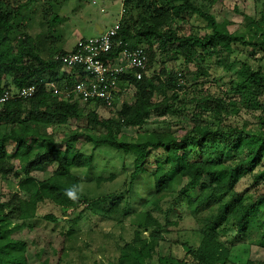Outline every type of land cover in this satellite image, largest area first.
Returning <instances> with one entry per match:
<instances>
[{"label":"trees","instance_id":"obj_1","mask_svg":"<svg viewBox=\"0 0 264 264\" xmlns=\"http://www.w3.org/2000/svg\"><path fill=\"white\" fill-rule=\"evenodd\" d=\"M36 1H41L39 25L43 30L34 38L26 32L29 19L23 12ZM122 1L119 38L129 48L145 49L147 73L154 67L153 43H158L175 61L180 58L189 63L204 60V52L208 50L220 64L224 55L232 54L239 47L252 49L260 54V61L264 60V11L259 21L252 23L255 37L246 38L225 30L222 22L218 23L192 0H149L147 5L144 0ZM205 1L212 6L223 0ZM58 10L57 0L12 3L0 0V96L5 91L28 88L41 79L54 82L59 89H71L76 84L77 80L66 71L59 73L62 66L54 60L55 56L66 52L57 29L62 23ZM195 17L206 23L204 33L182 32L181 23L190 25ZM118 51L114 50L113 56ZM230 69L228 66L227 70ZM181 82H185L182 76L165 68L156 76L146 75L141 80L122 77L120 88H134L135 100L130 105L122 104L111 120L90 109L92 105L102 109L100 104L54 97L52 90L44 85L27 100L12 99L0 105V179L12 176L17 180L0 202V264L61 263L67 240L74 230L63 232L38 227L35 224L38 220L51 224L59 221L53 214L40 217L38 209L45 203L61 211L79 207L83 203L81 179L74 171L91 168L94 158L80 152L73 154L67 147L77 141L78 133L64 136L62 147L47 130L80 119L86 121L87 129L105 130L103 135L89 137L93 146L134 153L130 187L146 173L144 164L150 150L162 149L166 156L165 162L157 163L151 174L154 194L147 201L142 231H137L131 243L121 248L116 264H154L159 260L162 235L171 233L175 224L170 219L179 217L184 207L199 226L201 242L196 249L188 250L189 261L178 264H230V250L219 241V229L225 224L232 225L244 237L252 222L262 219L259 226L263 229L264 246V192L251 203L240 198L233 204H220L235 193L241 178L258 167L262 171L256 180L264 182V131L251 132L222 125L223 117L236 114L239 108L258 112L261 119L264 117V69L261 66L253 68L239 62L229 77V90L218 97L208 94L193 99L194 115L214 116V128L182 127L175 133H150L133 143L119 140L123 128H140L151 116L162 118L182 113L178 96ZM212 140L223 142L235 156L242 157L241 160L228 165L222 157L209 156L205 146ZM46 167L52 168L48 177L35 174ZM21 172L23 176L19 175ZM111 179L112 176L97 181L107 183ZM182 181L186 182L184 186L179 185ZM167 196L169 198L165 199ZM163 202H167L166 208H162ZM214 205H217L215 214ZM118 206V199L117 202L111 199L107 212H115ZM157 212L163 214L164 223L155 217ZM201 213L207 214L201 217ZM77 219L72 223L77 224ZM143 233H148V237L142 238Z\"/></svg>","mask_w":264,"mask_h":264},{"label":"rangeland","instance_id":"obj_2","mask_svg":"<svg viewBox=\"0 0 264 264\" xmlns=\"http://www.w3.org/2000/svg\"><path fill=\"white\" fill-rule=\"evenodd\" d=\"M12 3L19 0H5ZM24 2V0H20ZM205 13H209L218 23L225 25V30L230 33L243 35L246 38L255 37L252 23L259 21L262 11H264V0L255 2L254 0H223L209 5L205 0H192ZM59 3L58 14L62 23L57 27L62 35L63 48L69 51L79 39L95 36V27L103 30L112 27L122 16V0H57ZM145 5L149 0H144ZM41 1H36L29 5V9L23 14L29 19V27L26 32L37 37L43 30L40 23ZM123 14V18H124ZM192 24L181 23L182 32L185 34H203L206 23L195 17ZM153 50L156 57L153 69L148 76H156L163 68L174 72L177 76H182L184 83H180L178 90L182 113L175 116H165L157 118L151 116L150 121L140 128L121 130L123 143H133L140 141L150 133L176 132L179 128L191 129L193 126L214 128V116L208 113L197 117L194 112L193 99L211 94L221 96L222 92L230 89L229 77L238 67L239 62H244L253 68L261 66L264 69V60L260 54H256L250 48H235L232 54L224 55L222 63L218 64L215 59L205 51L204 60H194L193 63L185 60H173L171 54L163 52L158 43H153ZM231 66L230 71L227 70ZM68 70L60 68L62 74ZM162 80H165L162 78ZM7 82L10 79L7 78ZM167 94V93H166ZM135 100V89H122L111 110L105 108L97 109L95 105L90 106L91 110H96L104 119H114L115 112L122 104H133ZM260 118V119H259ZM264 119V117H262ZM258 112L254 113L247 109L239 108L237 113L225 115L222 125L236 129L249 131H264V121ZM55 136L58 145L64 136L78 133L77 141L68 145L71 153L80 152L85 155H92L94 163L86 170L74 171L81 179L80 191L83 203L73 209L64 210L54 205L45 203L38 209L40 217L46 214H53L59 218L58 224H51L38 220L35 224L47 230L67 232L73 229V234L68 238L66 250L60 264H116L120 255V250L130 244L137 231H142L145 220V211L148 207L147 201L154 194V183L151 177L157 163L166 160L162 149L150 150L144 167L146 173L141 175L129 186L130 174L133 171L134 153L125 154L121 151L112 150L107 147H95L89 142V137H98L105 134V130L86 128V121L70 120L63 126H54L47 130ZM64 147V145H61ZM206 152L211 157H222L225 163L233 165L241 160L235 156V152L225 146L220 140L209 141L205 146ZM262 171L261 167L252 173L241 178L236 186L234 194L225 197L220 204H233L240 198L247 203H251L262 197L264 192V182L256 180L257 175ZM52 173L51 167H46L38 176L48 177ZM23 176L22 172L19 174ZM112 179L107 183H98L99 178ZM16 179L12 176L7 179H0V202L5 200L6 194L13 189ZM185 181L179 183L184 186ZM4 196V198H3ZM167 196L165 199H168ZM100 199V201H99ZM111 199H117L119 206L115 212H107L111 207ZM90 204V205H89ZM162 208L167 207V202L162 203ZM217 205H214L213 213H216ZM179 217H171V222L175 225L171 233L162 235V242L159 245V260L154 264H178L180 261H189L191 255L188 250L196 249L201 242L199 226L190 215L189 210L181 209ZM207 213H201V217ZM264 216V215H263ZM262 216V218H263ZM155 217L164 223L162 213H155ZM78 218L77 224L72 221ZM259 221L255 219L247 234L243 237L236 232L232 225H222L219 229V241L230 250V264H246L248 261L258 264L264 261V246L261 239L263 229L259 226ZM202 225V224H201ZM224 230V233L223 231ZM148 233H143L142 238H147Z\"/></svg>","mask_w":264,"mask_h":264},{"label":"built area","instance_id":"obj_3","mask_svg":"<svg viewBox=\"0 0 264 264\" xmlns=\"http://www.w3.org/2000/svg\"><path fill=\"white\" fill-rule=\"evenodd\" d=\"M120 20L112 27L102 30L101 35H95L75 42L73 48L54 57L70 77L77 80L70 88L59 89L54 82L45 79L22 90L5 91L0 96V105L12 99L27 100L37 88L44 85L52 90L54 97L69 101L76 99L100 104L105 109H111L122 94L120 79L132 76L141 80L146 72L148 61L144 48H129L119 38ZM114 50H119L113 56Z\"/></svg>","mask_w":264,"mask_h":264},{"label":"water","instance_id":"obj_4","mask_svg":"<svg viewBox=\"0 0 264 264\" xmlns=\"http://www.w3.org/2000/svg\"><path fill=\"white\" fill-rule=\"evenodd\" d=\"M102 29L98 26L95 27V35H101Z\"/></svg>","mask_w":264,"mask_h":264},{"label":"crops","instance_id":"obj_5","mask_svg":"<svg viewBox=\"0 0 264 264\" xmlns=\"http://www.w3.org/2000/svg\"><path fill=\"white\" fill-rule=\"evenodd\" d=\"M102 29V28H101ZM103 30V29H102Z\"/></svg>","mask_w":264,"mask_h":264}]
</instances>
